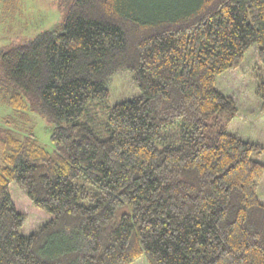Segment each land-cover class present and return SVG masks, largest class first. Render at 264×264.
Listing matches in <instances>:
<instances>
[{
  "label": "trees",
  "instance_id": "obj_1",
  "mask_svg": "<svg viewBox=\"0 0 264 264\" xmlns=\"http://www.w3.org/2000/svg\"><path fill=\"white\" fill-rule=\"evenodd\" d=\"M61 3L0 50V264H264V145L215 79L252 46L264 65V0ZM121 71L138 94L110 104ZM26 209L46 221L24 235Z\"/></svg>",
  "mask_w": 264,
  "mask_h": 264
},
{
  "label": "rangeland",
  "instance_id": "obj_2",
  "mask_svg": "<svg viewBox=\"0 0 264 264\" xmlns=\"http://www.w3.org/2000/svg\"><path fill=\"white\" fill-rule=\"evenodd\" d=\"M64 12L61 0H0V50L41 30L54 28L62 20ZM215 79L216 87L223 94L232 96L238 107V114L229 123L228 131L244 140L264 145V112L260 109L261 100L256 94L259 81H264V65L260 64L257 47L248 49L244 60L236 69L222 71ZM109 90L110 104L138 94L126 71H121L111 78ZM11 112L10 106L0 97V124ZM30 116L35 135L51 149L48 136L52 126L37 113L31 112ZM165 130L166 128H162V132ZM155 144L161 148L164 142L156 141ZM256 158L264 163V153ZM257 194L260 201L264 202V176L259 183ZM45 221L44 217L28 211V218L20 232L25 235ZM130 264L149 263L141 256Z\"/></svg>",
  "mask_w": 264,
  "mask_h": 264
}]
</instances>
